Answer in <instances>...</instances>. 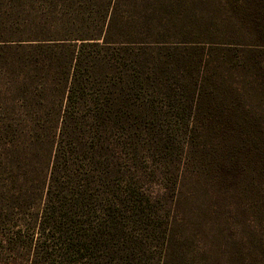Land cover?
<instances>
[{"label":"trees","instance_id":"trees-1","mask_svg":"<svg viewBox=\"0 0 264 264\" xmlns=\"http://www.w3.org/2000/svg\"><path fill=\"white\" fill-rule=\"evenodd\" d=\"M231 1L260 47L191 31L183 0H50L26 40L0 47V89L11 95L1 131L23 136L8 142L13 172H0L2 249L25 252L27 264H264V115L240 95L214 92L220 64H249L264 97V0ZM169 111L187 117L197 151L215 141L201 152L214 172H167L168 192L153 196L136 171L140 153H174L176 137L160 120ZM32 157L41 170L27 172ZM188 175L245 217L241 233L230 217L229 240L216 235L219 248L205 247L200 263L181 243Z\"/></svg>","mask_w":264,"mask_h":264},{"label":"rangeland","instance_id":"rangeland-1","mask_svg":"<svg viewBox=\"0 0 264 264\" xmlns=\"http://www.w3.org/2000/svg\"><path fill=\"white\" fill-rule=\"evenodd\" d=\"M49 1L0 0V47H5L9 41L26 40L28 36L24 35L23 32H27L30 27L37 25V22H43L40 17L42 16V12L48 8ZM183 4L184 13H192L191 15L195 16L191 22L193 25V28L190 27L191 31L194 32L195 29H200L201 33H203L206 31L205 28L209 27L207 30L214 31V34L215 32L221 34L211 38V42H217V44L233 43L238 47H260V43L256 37L248 33L249 29L241 27V24L236 22V19L233 17L231 0H183ZM200 36L206 38L205 35ZM250 66L247 64V67L250 68ZM247 67L245 66L244 69L237 71L231 68L230 65L220 64L218 76L221 74L224 82L223 86L218 87L214 92L218 95L227 94L228 96H233L234 93L240 95L244 104L248 108H251V111L258 110L264 115V97L262 96V92L257 88L256 76H254L252 71H248ZM238 73H243L244 77ZM215 78L207 82L208 87ZM3 81L6 82L7 80L0 79V83H3ZM220 82L221 80L218 79L217 83ZM178 92L179 94L182 93L181 91ZM183 93L188 96L187 93ZM10 103L11 95L7 90L0 89V172H13L11 161L14 153L12 148L10 149L8 142L10 138H15L16 142L20 143L23 137L21 129L9 134H4L1 131L2 123H8L11 117L10 111L7 109V105ZM156 106L160 109V102H157ZM186 119L185 115H179L177 111H169V113H166L160 119L162 130L164 131L166 128L171 127V132L176 137L174 142L175 150L171 156L165 153H157L156 155H152L151 153L144 155L140 153V161L136 172H142L143 179L141 186L147 193H151L153 196L157 190L168 192L172 179L171 175L167 172H173L174 176L176 172H214L210 170L207 159H204L201 152H203L205 145L207 147L205 150H209L215 141L212 138H207L206 140L204 131L197 127L193 132V134H197L198 136L197 142L201 143L206 140L204 145L201 146L202 150L197 151L195 147L191 146L190 138L187 139ZM186 141H188L189 145L186 148L185 154L181 148ZM148 142L145 141L144 144ZM217 152H219V149H217ZM190 156H193V158L190 159ZM28 161L31 170L27 172H34L33 170L36 168L41 170V166L44 164L42 159L39 161V158L34 157L28 159ZM200 161L206 168L200 165ZM187 177V182L183 186V192L184 194L186 193V205L183 209L191 210V214L186 213L184 223L187 238L183 235L181 243L184 245L183 252L188 262L191 263L189 259L192 258V262L200 263L203 261L202 250L205 247L208 250L210 249L208 252L219 248L221 240L216 235L221 233L226 238L225 240H229L227 236L230 237L233 231L229 224L232 222L230 217L235 214L238 216L234 219V222L241 223L237 224L240 233L244 231L242 226L245 217L240 216V211L238 213L234 211L232 214L229 209L220 207V202L216 198L215 192L211 189L205 190L191 185L194 180L193 176L188 175ZM167 202L168 204L170 203V198ZM181 214H184V212H181ZM248 214L254 220V213L250 211ZM179 217H182V215H179ZM203 222L208 223V229H204ZM179 236L182 235L179 234ZM149 242L151 247L155 245L154 240L149 239ZM200 245L202 247L198 249ZM1 247L0 245V264H27V254L25 252L15 254V252H11L9 249H2Z\"/></svg>","mask_w":264,"mask_h":264}]
</instances>
